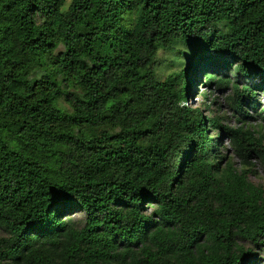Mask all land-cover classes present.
Segmentation results:
<instances>
[{"label":"trees","instance_id":"16d2710c","mask_svg":"<svg viewBox=\"0 0 264 264\" xmlns=\"http://www.w3.org/2000/svg\"><path fill=\"white\" fill-rule=\"evenodd\" d=\"M201 83L257 112L264 0H0V264H264L224 145L264 167L262 138L189 106Z\"/></svg>","mask_w":264,"mask_h":264},{"label":"rangeland","instance_id":"374dc122","mask_svg":"<svg viewBox=\"0 0 264 264\" xmlns=\"http://www.w3.org/2000/svg\"><path fill=\"white\" fill-rule=\"evenodd\" d=\"M175 49L176 50L171 52H161L158 55L157 75L159 80L166 78L168 75L184 67L186 60L177 53V50L183 51L184 55L187 54V52L181 45L176 46ZM231 94L232 91L230 88L219 89L214 85L211 88H207L201 83L195 87L192 96L193 101L189 102L188 105L202 108L203 112L205 111V118L212 116L223 117L225 119L224 124H227L231 128L237 129L243 127V129H248L253 132L255 138H262V145L264 146V121L262 119L264 115L258 116L257 113L263 112L264 110L263 93L257 91L255 95V100L258 104L256 107L257 112L253 111L251 107L246 109L250 118L245 122V125H242L241 121L237 122L238 114L230 107L228 99ZM224 145L228 148L227 155L234 163V166L238 169H251L252 172L248 174L249 180L253 184L264 188V167L261 161L252 157L247 160L250 166H244L242 158L235 154L232 145H230L229 142H226Z\"/></svg>","mask_w":264,"mask_h":264}]
</instances>
